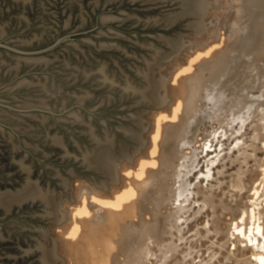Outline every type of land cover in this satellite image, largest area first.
I'll return each instance as SVG.
<instances>
[{"label": "water", "instance_id": "water-1", "mask_svg": "<svg viewBox=\"0 0 264 264\" xmlns=\"http://www.w3.org/2000/svg\"><path fill=\"white\" fill-rule=\"evenodd\" d=\"M237 7L264 0H0V264H67L46 224L73 178L120 183L171 99L166 60Z\"/></svg>", "mask_w": 264, "mask_h": 264}, {"label": "bare ground", "instance_id": "bare-ground-1", "mask_svg": "<svg viewBox=\"0 0 264 264\" xmlns=\"http://www.w3.org/2000/svg\"><path fill=\"white\" fill-rule=\"evenodd\" d=\"M244 10L253 14L249 22L255 16L254 35L253 29L248 33L238 29L241 33L233 43L235 24L227 8L215 18L216 26L203 31V38H192L201 41L200 45L187 44L179 56L166 60L173 73L174 83L168 84L171 99L163 107L151 106L152 123L143 132L149 140L133 157L134 163L126 158L121 161L120 183L108 182L109 192L94 184L78 185L72 217L67 216L60 224L63 234L73 240L69 252L74 264H260L253 257H264V251L252 221L255 215L256 223L264 229V143H259L264 141V8ZM220 109L229 113L220 126L203 132L202 138L209 140L221 127L224 134L239 133L253 116L258 127L249 133L261 151L249 155L256 156L254 162L223 172L220 189L209 183L203 185L215 175L213 165L219 158L208 157L214 151L207 152V163L201 169L205 168L206 177L191 189L188 177L176 179L187 176L191 168L179 167L196 161L197 147L193 143L203 118L218 116ZM189 156L191 160H184ZM181 172L186 174L181 176ZM190 189V195L198 200L189 212V230L186 235L180 233L176 242L172 239L177 236L170 239L171 230L178 225L180 216L176 213L184 207L182 202L190 199L186 194ZM176 201L179 204L173 209L167 208ZM217 209L220 212L216 213ZM250 226L251 239L257 241L254 246L240 243L243 237L248 241ZM237 229H244L245 235H238ZM230 239L235 240L239 251L251 255L234 259L217 241H224L220 242L224 245Z\"/></svg>", "mask_w": 264, "mask_h": 264}, {"label": "rangeland", "instance_id": "rangeland-1", "mask_svg": "<svg viewBox=\"0 0 264 264\" xmlns=\"http://www.w3.org/2000/svg\"><path fill=\"white\" fill-rule=\"evenodd\" d=\"M225 9H227V8H221L218 11H216V10L208 11L207 14L204 16V20H207L210 17H212L213 15H215L214 17H212V22H214L215 18L220 16L221 11H224ZM244 9H245V7L228 8L229 19H232V21L235 24L233 27V32H232L233 34L231 35V38L233 37V39H232L233 43H234V41H236L237 35L238 34L240 35V33L242 31L247 32V31H249V30L251 31V29H253V31H252V33H253V32H255V30L257 28V26H254V25H256L254 23L255 16L254 17L252 16V19L249 22L250 17L253 14H251V15L246 14ZM249 9H250V7H249ZM249 15H250V17H249ZM243 16H244V18H242ZM248 17H249V19H248ZM252 20H253V23H252ZM242 21H243V23H242ZM249 24H251V25L253 24L252 27L250 26V28H248ZM213 27H214V25H209L208 28L204 32H206L208 29L209 30L212 29ZM238 29H239V31H241L240 33H239ZM204 32H202V33L205 34ZM203 34H200V36H199L196 33L190 31V33L184 34V37L200 39V38L204 37ZM254 34L255 33H253L252 35H254ZM194 35H197L198 37H195ZM172 75H173V73L170 74V77L167 81L168 84L174 83L173 79H171ZM258 90H259V88L257 89V91ZM202 102H203L202 99L197 100V105L201 106ZM150 113H152L151 106H150V112H145V114H143V117L149 118L151 116ZM218 113H219L218 116L211 117V118L210 117H204L203 118L201 127L199 128V130L196 134V137H195L196 139L193 143L195 145V147H197V149H196V157H197L196 161L195 162L187 161L186 166L184 165L182 167H179V169H183V170L185 168H188V169L191 168L189 170V173L187 174V176H184V177L177 176V178H176L177 180H179V179H184V178L188 177L189 187L191 189H194V186L198 185L206 177L205 168L203 169V171L201 169L203 168L205 163H207V157L206 158L204 157L207 154V152L214 151L213 153H210L207 156L213 157V158H216L218 156L219 158H218V161L215 162L213 165L212 173H214L215 175H212L211 177H209L208 180H204L203 185L205 186V184L209 183V185H212L216 189H220V188H222V182L223 181L221 179L224 176V174H222L223 172H227V171H229V169H232V171H233V168L234 169L238 168L239 166H241V165H243L249 161L254 162V159L256 158V156L255 155L249 156V155L254 151H256V152L261 151L259 146L255 147L254 139H253L252 135L249 133L250 131H253L254 129H256L258 127V123L256 121L257 119H256V117H253V116H251V119L246 122L244 128L239 133L233 132L232 134H230L229 132H227L224 134L223 133L224 128L221 127V129H219L214 134V137L216 136L217 139H215L213 137V135L208 137L209 140L203 139L202 138L203 134L204 133L207 134L208 131L210 130L211 126L213 128L217 125L220 126L219 122L225 117V115H227L229 113V111L224 112V111H222V109H220V111ZM218 113H216V114H218ZM214 114H215V112H214ZM235 126L238 128V126H239L238 122L235 123ZM259 143L262 144V143H264V141L263 142L259 141ZM207 145H209V147ZM215 149H218L220 151H217ZM184 160H191V156L184 157ZM192 166H193V168H192ZM168 169L172 170V167H169ZM120 172H122V171L119 170V175H122V173H120ZM184 174H186V173H184ZM184 174H183V172L180 173L181 176ZM73 179H74V181H73L74 189L72 190L73 196L78 194V188H79L78 185L79 184L80 185L86 184L89 186L97 185L95 181L91 182L89 179H87L86 177H83V176H75ZM191 179H192V181L190 182ZM81 182H83V184H81ZM87 182H88V184H87ZM168 182L172 183L173 179H168ZM215 182H217V183H215ZM191 189L186 192V194H188V197H190V199H186L185 201H183L181 205H184V207H182L181 209H178V211L176 213L177 216H180L179 220H178V225L175 228H172V230H171L172 235L170 236V239H171V237L177 236V237H174V239H172V240H175L176 242L179 240L181 234L186 235V232L189 230L190 220H191L189 212H191L194 209V204L198 200V199L194 200L193 199L194 196L192 194L190 195ZM193 194H195V193L193 192ZM197 197H199V196L196 195V198ZM185 198L186 197H184L182 200H184ZM200 198H202V196ZM218 201H219V199L215 198V202H218ZM226 201H229V200H226ZM62 204L64 207H68L67 216L69 218H71L72 212H73L72 208H73V206L75 208V204L73 203V201H69V200H63ZM178 204L179 203L177 201L174 204L173 203L167 204V208L173 209L174 206H176ZM218 212H220V209L216 210V213H218ZM52 225L54 226V231H53ZM184 227H185V230L182 231ZM46 228H50V231H51L50 235L58 238L57 251L61 255L65 256L67 264H74L75 258L73 259L72 255H70V252H69V251H71V247L69 244H72L73 240L71 242L69 236L66 234H63V230L61 228V225L55 221L48 222L46 224ZM242 239L243 240L242 241L240 240L241 241L240 243L245 244L247 242L246 238L243 237ZM230 240L231 241H227V243L224 245L220 243V242H224V241H220V240H217V241L219 242V244L221 245L222 248L225 247L227 249V251L235 257L234 259H243V258H246L247 256L251 255V253L249 254V252L246 253L245 251H243V252L239 251L238 248L236 247L235 240H232V239H230ZM249 250H250V248H248V251Z\"/></svg>", "mask_w": 264, "mask_h": 264}, {"label": "snow or ice", "instance_id": "snow-or-ice-1", "mask_svg": "<svg viewBox=\"0 0 264 264\" xmlns=\"http://www.w3.org/2000/svg\"><path fill=\"white\" fill-rule=\"evenodd\" d=\"M262 99H264V97H262ZM256 195H259V193H256ZM244 220L243 218L240 219V223H243ZM253 225L255 226V233L257 236H259L261 238V241L260 244H259V247L262 251H264V229H262L258 223H256L255 221V215H253V221H252ZM233 227H235V225H233ZM237 232H238V235L240 236H244L245 235V230L244 229H237ZM248 232H249V238H248V244L249 245H256L257 244V241L251 239V232H252V227L250 226L249 229H248ZM253 259H259L260 261V264H264V257H253Z\"/></svg>", "mask_w": 264, "mask_h": 264}]
</instances>
